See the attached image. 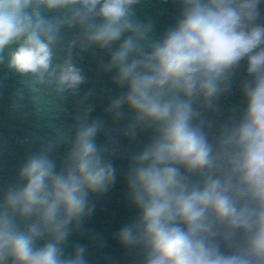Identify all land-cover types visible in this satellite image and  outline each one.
Listing matches in <instances>:
<instances>
[{
    "label": "clouds",
    "instance_id": "clouds-1",
    "mask_svg": "<svg viewBox=\"0 0 264 264\" xmlns=\"http://www.w3.org/2000/svg\"><path fill=\"white\" fill-rule=\"evenodd\" d=\"M173 2L174 22L157 34L137 14L144 0H0V67L21 85L11 113L25 100L78 98L71 126L42 139L0 188V264H90L88 245L67 251L70 237L103 247L85 222L121 155L138 214L113 238L140 264H264V0ZM87 53L102 54L117 89L107 119L92 116L95 89L81 92ZM242 62L243 107L217 122ZM141 134L138 150L122 147Z\"/></svg>",
    "mask_w": 264,
    "mask_h": 264
}]
</instances>
